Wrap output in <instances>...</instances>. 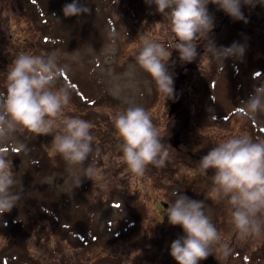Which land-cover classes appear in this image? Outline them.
Returning <instances> with one entry per match:
<instances>
[{
  "label": "rangeland",
  "instance_id": "obj_1",
  "mask_svg": "<svg viewBox=\"0 0 264 264\" xmlns=\"http://www.w3.org/2000/svg\"><path fill=\"white\" fill-rule=\"evenodd\" d=\"M78 2L88 3L90 7L101 4L110 15L112 26L103 30L104 33L109 31L108 38L102 42L95 59L90 57L93 72L89 75L99 85L92 80L89 90L78 78L79 73L70 70L72 76L66 68L57 87L67 85L70 89L71 110L66 114L93 125L91 134L95 140L89 164L96 167L101 176L94 182L82 177L78 186L76 177L82 176L83 171L80 167L70 169L59 155L53 153V135L36 137L22 132L7 144L0 145L12 159L16 179L13 191L21 193L19 202L27 206L26 215L22 217L28 224L26 230L19 226L14 228L15 222L21 221L17 205L0 217V264L15 251H25L33 261L36 259L35 264H167L163 260L172 258L171 243L184 235L183 229L170 225L166 216V207L178 192L190 199L203 200L206 215L222 234L221 249L214 250L199 264H264V235L247 241L237 238L230 223V206L225 201L216 202L211 196L214 171L209 169L204 175L198 168L203 155L232 135L247 134L253 140H264V113L258 114L259 118L255 120L242 119L238 113L235 117L225 114L235 105L243 104L242 98L251 95L254 85L264 83V69L257 75L253 73L258 61L264 60V4L242 5L241 11L248 21L244 23L233 21L209 3L208 11L214 17L210 39L217 47H228L235 42V37L248 38L244 56L242 59L228 58L224 66L219 65L209 60L203 43H200L197 58L184 63L179 60L178 51L169 48L171 56L167 67L173 75L177 98L165 101L135 58L142 38L167 45L170 40L167 17L156 11L155 4L149 6L145 0L134 4V9H138L133 12L134 16L127 10L131 5L126 8L127 0H118L117 4H113L114 0ZM28 7L19 9L16 0H0V92L6 91V73L16 53H56L62 67L71 55L60 45L47 49L48 42L42 41V34L49 32L39 34L37 27L40 28L42 21L40 18L32 20V15L37 12L33 5ZM59 15L64 17L62 9ZM247 60L254 61L250 67ZM223 81L227 84L219 90L218 85ZM225 93L232 102L219 110L220 105L227 104V97L223 98ZM130 105L141 106L151 114L163 136L161 142L170 152L165 167L150 166L143 177L133 176L121 161L122 153L113 125L114 115ZM32 144L36 158L40 159L41 155L45 158V165L41 163L37 173L40 181L31 178L33 163L26 165ZM23 150L26 151L22 152L24 157L21 158ZM38 186L45 187L39 192L47 196L46 203L55 202L50 188L62 195V202L55 211L59 215L83 212V207L90 211L92 224L89 229L76 233L75 226L79 224L74 218L55 226L43 216L37 202L31 200V191L36 192ZM5 221L6 227L3 226ZM71 221L75 226L70 227ZM22 231L29 235L19 241L17 234ZM15 237H18L17 241L13 239Z\"/></svg>",
  "mask_w": 264,
  "mask_h": 264
},
{
  "label": "clouds",
  "instance_id": "obj_2",
  "mask_svg": "<svg viewBox=\"0 0 264 264\" xmlns=\"http://www.w3.org/2000/svg\"><path fill=\"white\" fill-rule=\"evenodd\" d=\"M117 3L114 0L113 4ZM145 3L155 4L156 11L167 17L170 40L165 45L142 38L135 59L166 101L174 98V79L167 67L169 48L178 51L179 60L184 63L197 58L200 43L209 60L219 65L224 66L228 58L244 56V45L233 42L228 47H217L210 39L214 17L207 5H216L233 21L247 23L242 5L255 7L257 3L264 4V0H145ZM62 11L65 17H79L88 14L89 8L73 0ZM64 71L66 66L59 65L56 53L15 54L6 73V91L0 92V145L22 132L36 137L53 135V153L70 169L82 168L83 175L76 177L79 186L82 177L94 182L101 174L92 164L85 166L95 140L92 123L66 114L71 110V92L67 85L57 87ZM261 113H264V83L254 85L251 95L238 109V115L247 120H255ZM113 125L122 153L120 159L133 176L143 177L150 166H166L170 158L168 146L161 142L163 136L145 108L130 105L118 111ZM198 168L204 175L209 169L214 171L211 196L216 202L225 201L230 206V223L237 238L247 241L264 235V140H253L247 134L232 135L203 155ZM15 184L12 159L0 149V217L11 212L21 199V193L13 191ZM166 216L170 225H178L184 232L170 245V255L177 264H199L214 250L221 249L222 234L206 215L203 200L190 199L178 192L169 203ZM3 226H7L6 221Z\"/></svg>",
  "mask_w": 264,
  "mask_h": 264
},
{
  "label": "trees",
  "instance_id": "obj_3",
  "mask_svg": "<svg viewBox=\"0 0 264 264\" xmlns=\"http://www.w3.org/2000/svg\"><path fill=\"white\" fill-rule=\"evenodd\" d=\"M16 1L19 9H22L24 6H26V8H29L28 5L34 6L35 8L34 10L37 13L33 14L31 19L37 21V18H40L42 21L40 28L37 27V31L39 32V34L40 33L42 34V31L49 32V34L46 33L47 36L42 34V41L48 42L46 46L47 49H52L57 47V45H60L61 48H64L69 54H71L70 57L65 60L66 68L69 70L70 73H71L70 70L79 73L80 75L78 78L82 80L86 88L91 90L93 81H95L96 83L97 81L94 78H90L89 75L90 73L93 72L92 69L93 65L91 63L90 57L91 58L93 57L95 59L96 52L102 46V42H104L105 39L107 38L109 31L104 33L103 30L106 27L111 28L112 26L109 13L107 11L106 12L104 11L103 7H101V4L97 5L96 7H90L88 3L87 5H85L79 2L81 5H84L89 8L88 14H81L79 17L76 16L61 17L59 15L60 9H63L65 4L72 3L73 0H36V1L16 0ZM137 1L138 0H127L126 2V8H128V6L131 5V9L130 8L127 9L131 11V16H134L135 13L133 12L138 10V9L136 10L134 9V4ZM61 3L62 5H60ZM56 10H58V14L56 13ZM258 63L260 64L261 67H263L264 60H259ZM87 65L89 66L88 68H86ZM85 73L87 74V76L85 75ZM71 75L74 76L72 73ZM84 75L85 77H87L86 81ZM68 78H70V75ZM96 79L101 80L100 78H96ZM71 86L73 88H76V91L78 92V89L75 84H72ZM31 137L33 136L31 135ZM34 147L35 145L32 144L30 150H32ZM23 157L24 156L22 155L21 158ZM34 159L35 160L33 162L35 161L38 162L34 164V167L31 170L32 177H34V179L37 177V179L40 181L37 173L39 172L40 169L39 165L43 162L45 165V158L41 155L40 159L36 157H34ZM87 163H89V161L85 162V166H87L86 165ZM51 193L54 196V200H55V202H53L52 204L46 203L47 196L41 201L36 200V202L39 207L38 209L39 212L42 213L43 216L48 217L52 222H54L55 226L57 225L61 226L65 220L68 221V219L71 218L72 219L74 218L77 222L84 220L83 217L84 213L81 212L80 210L70 211V216L67 212H63L61 213V215L55 213V211L58 210L57 207L62 202V200L60 199L62 198V195L59 192L54 194L51 191ZM35 262L36 259L34 261L29 260V257L25 255L17 258L6 259L5 261H3L2 264H35ZM166 263L173 264L171 263L170 260H167ZM48 264H52V263H48Z\"/></svg>",
  "mask_w": 264,
  "mask_h": 264
}]
</instances>
